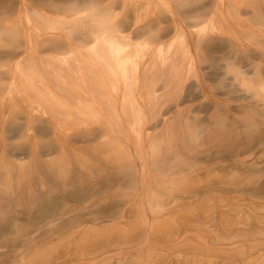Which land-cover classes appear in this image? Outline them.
Here are the masks:
<instances>
[{"label":"rangeland","instance_id":"1","mask_svg":"<svg viewBox=\"0 0 264 264\" xmlns=\"http://www.w3.org/2000/svg\"><path fill=\"white\" fill-rule=\"evenodd\" d=\"M212 1L215 0H0V52L11 49L15 53L9 57L0 56V105L9 100L10 108L22 114L19 116L23 121L31 112L40 113L42 121H37L36 135L31 138L39 147L53 138V108L59 105L55 96L63 98L64 102L70 100L57 86L61 81H69L71 57L79 49L95 46L97 40L113 45L122 54L120 62L125 64L121 71L118 70L114 90L107 91L110 100L100 99L95 104L83 106L79 112L84 119L81 122L100 120L121 125V129H108L98 142L110 135L133 150L129 145H134L135 134L140 131L138 117L133 116L147 97L141 86L146 84L153 88L148 95H155L154 100L167 96L169 102L172 98L169 92L176 83L175 71H172L173 77L165 75L166 70L161 76V68L157 69L159 72L150 70L145 76L140 66L161 50L166 54L172 49L183 51L189 47L196 58L197 41L192 39V34L197 33L207 37L201 43L205 58L192 68L186 83L188 88L184 89L187 97L179 104L190 109L179 117L176 106H171L153 126L152 133L160 136L158 133L169 128H187L193 135V129L198 132L225 120L233 122L251 112H257L262 118L252 125L257 131L253 137L243 136L238 141L233 138L216 147L217 151H211L210 155L208 152L202 154L201 160L198 156L192 158L203 165L201 170L193 172L194 176L199 173L198 177L204 179L207 173H215L218 177L212 191L200 184L201 188L189 193L190 196L178 197L174 193L178 190L164 189L165 184L158 182V187L153 189L155 196L135 205L137 209L133 211L120 200L123 195L111 194L115 190L112 186L128 190L130 193L124 195L130 197L135 191L144 197L147 189L141 192L132 182L118 181L115 173L106 177L107 181L90 182L89 189L64 188L59 174L67 172L74 155L79 161L94 159L95 155L84 148L93 142L79 139L76 144H70L72 149L64 156L55 143L46 149L38 148L41 150L37 161L26 165L25 170L34 168L31 173L35 175L37 191L46 185V192L41 196L43 206L22 214L15 211L18 216L14 206L11 211L4 208L0 212V264H264V246H259L264 242V74L259 75L255 70V63L261 62L263 53L257 46L264 47V0H222L226 6L230 4L223 13L196 9L200 5L208 7ZM86 32L89 33L87 37L83 35ZM92 35L98 38L93 39ZM236 38L251 42L250 52L256 57L254 65L234 62ZM187 60H191L190 57ZM190 66L189 61L184 62L185 74H189ZM218 66L220 71L228 70L226 79L222 76L225 87L210 98L197 82L203 76L202 71L206 72V82L219 83L220 80L212 75ZM36 75L35 86L40 91L37 97L26 91L32 85L31 77ZM41 83L43 85L37 86ZM130 85L127 103L132 108L127 107V115H124L123 96L119 93ZM15 96L19 100L13 104ZM217 98L224 103L215 105ZM54 114L60 118L57 123L65 126L57 127L59 133L76 127L77 120L80 123L76 118L78 114L61 115L57 111ZM216 114L219 115L216 117ZM121 116L123 122L119 124L116 118ZM21 133L17 127L5 123L1 114L0 185L16 179L17 173L13 175L10 168L12 161H31L28 149L17 153L4 146L5 140L10 143L27 141ZM145 145L148 151L150 145L146 140ZM180 158L186 159L185 156ZM59 168L63 170L60 169L61 173L57 172ZM157 173L152 172L161 179L163 175ZM108 178L116 181L111 179V183ZM47 189L52 190L51 193ZM67 209L72 210L64 213ZM77 213L79 218H76ZM71 216L75 218L68 219ZM66 221L70 223L67 225ZM23 226L28 229L27 233L18 236L16 231ZM253 246L259 247L243 258L242 253Z\"/></svg>","mask_w":264,"mask_h":264},{"label":"bare ground","instance_id":"2","mask_svg":"<svg viewBox=\"0 0 264 264\" xmlns=\"http://www.w3.org/2000/svg\"><path fill=\"white\" fill-rule=\"evenodd\" d=\"M229 7H230V4L226 6L225 1L215 0V1H212L208 7H205L204 5H200L196 9L198 11L204 10L205 13H207V9L209 12L219 11V13H223L226 10H228ZM86 33H83V35H85L86 37L89 36V33L87 34ZM94 35H97V34L95 33ZM47 36L48 34H46V37ZM92 38L96 39L98 38V36H93ZM192 39L193 40L196 39L197 41L196 58H194L189 52V49H188L189 47L184 48L183 51H178L177 49H172L171 47L172 49L171 51H168L166 54H163L161 52L162 50L158 51V53L156 54V56H154V58H149L148 59L149 61L145 60L142 66H140L141 68L143 67L142 74H144L145 76L150 70L151 71L153 70L154 72L157 69L159 70V68H161L160 69L161 70L160 72L162 73L161 76L164 75L163 73L165 72V70L168 71V73L165 72L167 73L165 75H168V76L172 75V73L175 71V74L173 73V75H176V78L178 79L176 81V78H175L174 81L176 83L178 82L177 83L178 86L176 85V83H174L176 86L173 84L171 92H169V94L172 96L169 102L167 101V96L165 98H159V99L154 100L155 95H151V96L148 95L149 92L153 88L149 87V85H146V84L141 86L142 91L147 92V95H145L147 97H146V100L145 99L143 100V103H144L143 106L139 107L137 114H134L133 116L135 117L137 115L138 122H139L138 125L140 128V131L138 132V134H135L136 140H135L134 145L133 146L129 145L133 148V150H131L128 146H125V147L122 146L120 143V140H118L116 137H110V135L106 139H101L98 142L99 138L101 137L103 133L104 134L108 133V129L110 128L116 129V130L121 129V125L114 126L113 122L110 120H109L110 122H104V121L102 122L100 120L81 122L84 119L82 118L79 112L81 111L83 106L89 105V104H95L99 102L100 99L103 100L106 97H107L106 101L110 100V97L107 96V91L114 90L115 85L117 84L114 82L117 79L116 75L119 71H121V69L125 67V64L120 62V57L122 55L121 52L116 51L115 47L113 45H109L108 42L102 43L101 40H97L95 46H92L88 50L79 49L76 55L71 57V63H72L70 64L71 69L70 68L68 69L69 70V76H68L69 81H63V82L61 81L62 84H59V86H57V88L60 91L67 93L69 95L68 98L70 97L69 98L70 100L69 102H64L63 98L58 97V95L55 96V100L59 101V105L58 107L53 108V110H55L53 112L54 123L52 125L50 123L52 130H53V138H50L42 146L39 147L37 145V141H34L31 139L33 136L36 135L37 121L38 122L42 121L40 120L41 118L39 117L40 113L38 112L39 113L38 115L36 111L31 112L27 117L25 116V120L23 121V117L19 116L22 114L16 113L15 109L10 108L11 102L9 100L7 101V103L3 101V103L0 105V116L2 114V117L3 118L5 117V123H8L9 125H11V127L13 126L17 127L20 131H22L21 135L27 138V141L25 142L10 143V142H6L5 140L4 146L11 149V151L16 150L17 153H24L25 150L28 149V156L30 158L29 160L31 161L27 163L21 162V161H12V165H11L12 167L10 168L14 172V173L12 172L13 175L17 173L16 179L15 181L10 179V181H8L9 183L6 182L5 184L0 185V212L4 208L5 210L7 208V210L11 211V207L13 206L15 207L14 212L16 211L18 214L25 213L27 212V210L28 212L29 211L31 212L35 210L37 211V209L42 208L43 200L41 196L46 192V189H45L46 185L45 187L42 186L40 191H37V184L35 182L36 178L34 177L35 175L31 173V171L33 172L34 168L33 169L31 168L32 170H25V166L32 164L34 161H37L38 151L41 150V149L38 150V148L46 149V147H52L53 144L55 143L59 145L62 156H64L65 154H67L66 152L71 148L70 144H76V141L79 139L85 142H93L90 145L85 146L84 148L85 149L87 148L89 151H91L95 155V158L89 162L79 161L78 156L74 155L73 158H71L70 160L69 167L66 170L67 172L64 173V171L61 168H59L57 172L61 173L63 171L61 174H63L64 176L59 174V177L62 181V184L64 185V188L65 187H68V189L74 188L75 191L78 189L80 190H84L87 188L89 189L90 182L92 181H96V183L103 182L104 179L106 180V177H111V174L115 173L118 181L126 180V182L127 181L132 182V185H134V187L136 186L137 189H140L141 192H144L147 189V194H145L146 196L144 197L138 191H135V195L133 197H130V195H124V193L126 194L130 193L128 190H126L127 191L126 192V191L121 190V187H118V188L113 187L117 185L112 186V189L114 188L115 190L111 194L123 195V197L120 200L124 201V206L129 208L131 211H133L134 208H136L135 205L143 204L145 200H147L149 197L155 196L153 189L154 187H158L157 185L158 182L165 184L164 189L169 190V187H170L172 188L171 191L178 190L174 192L175 194H177V196L178 195L182 196L184 194L189 195V193L195 192L196 190L201 188L200 184H204L203 186L207 187L206 189H211L210 191H212L214 189L212 185L215 182L216 178L218 177L216 176L215 173H211V174L207 173L208 177L206 176V178L204 177V179L198 177L199 173H197V175L194 176L193 172H198L199 170H201L203 168L202 167L203 165H200L199 163L194 162L197 160L192 161V158L198 156L201 160L202 154L207 153V152L209 154L211 151L215 150L216 147L221 145L223 142L227 141L228 143V140H234L233 138L235 139L238 138L236 139V141H238L243 136L249 137V136H252V134L255 135L257 131H255V128L252 127V125H254L257 121H260L262 118L260 114L259 115L256 114L257 112H251L249 114L243 115L242 117H237L235 121L233 122L225 120L218 126L206 127V128L201 129L198 132L196 129H193V132H194L193 135L187 132L188 130L187 128L183 130H176L174 128H171V129L169 128L165 132L158 133L160 136H157L156 134L152 133L153 132L152 129L154 128L153 126L157 125L159 118L162 117L163 114L166 113V111H168L171 106L172 107L176 106V112H177L176 115L179 117L186 114V112H188L187 110L190 109L188 107H181L179 104L182 103L183 99L186 96L185 95L186 91L184 89L185 87L188 88V86H186V83L190 79L192 68L194 69L197 61L200 62L201 60L205 58L203 56L204 53L202 51L203 48L201 47L202 46L201 43L205 39L207 40V37H205V35L203 36L202 34L197 33L196 35L192 34ZM234 45L236 49V52H235L236 60L234 61L235 63L237 62L238 64L239 62L242 65L244 64L247 66L248 64L250 65V64L255 63L254 60L256 57H253L250 52V48L252 44L251 42H249V40L243 41V40H240L239 38L237 40L236 38ZM257 47H260L261 51L259 52L263 51V53L262 55H260L262 56L261 62L255 63V70L257 74L263 75L264 74V47L263 46H257ZM9 51H11V49L1 51L0 56L9 57L15 54L14 51H11V52ZM187 57H190L191 60H187ZM142 61L143 59H141L140 62ZM185 61H189L192 65V67L191 66L189 67L190 69L189 74H185L184 72V62ZM137 66L135 65V67ZM199 68L201 69L200 66ZM219 68L220 66L217 67L215 74H212L210 72L214 77H217L220 80V82L216 84H210L206 82L205 81V78L207 77L206 72L205 74L202 71L200 72L203 74V76L200 79V81L198 80L197 84H198V87L201 89V91L207 97L213 98V96L216 95V92L217 91L219 92V89H223L225 87V84H223L224 82L223 80L224 78L226 79L225 74L228 73V70L220 71ZM210 73L208 72V75ZM31 80H32L31 81L32 85L27 87L26 91L37 97L39 96L38 93H40V91H38L37 87L35 86L37 82V75L31 77ZM105 80L108 84L110 82V84L107 85ZM39 85H43V83L38 84L37 86ZM108 86H112V87L108 88ZM136 88H139V86L137 85ZM131 89H132V85L125 88L123 92L120 91L119 93L120 95L122 93V96H123V101L121 104H122V112L124 113V115H127L126 113L127 107L132 108V107H129V103H127V101H129L130 99ZM225 92L226 90L224 91V93ZM262 92H264V89H262ZM119 94H117V96H119ZM18 100H19L18 96H15L12 103L14 104ZM159 100L166 101V103H162ZM220 102L222 101L217 98L215 105L216 103L219 104ZM222 103L221 105H223ZM67 104L69 106H67ZM114 106L115 108L117 107L116 105ZM56 111L61 115H67L69 113L74 116L79 113L76 116V118L80 120V123H78L79 121L77 120L76 127H72L71 130L64 129L62 133H59L57 132V127L64 128L65 126L60 125L61 124L60 122L59 124L57 123V121L60 118L57 117V114H54ZM218 115L216 114L215 116L217 117ZM211 117L214 118L213 116ZM128 118L130 119L131 116L129 115ZM116 121L117 123L122 124L123 122L122 116L117 117ZM145 140L150 145L148 148V151L145 150L144 148ZM145 151H147L148 153H145ZM104 153H106V155ZM181 156H185L186 159L182 160L180 158ZM76 165H78L79 169L80 168L81 169L79 170L77 168L78 169L77 170ZM189 169H191L190 172H188ZM98 170H100L101 172L103 171L104 173L99 172L100 173L99 174ZM152 172H158L157 174H161L163 176L161 177V179L159 177L157 178L155 177V175L152 174ZM109 179L110 178H108V180ZM111 179H110V182L112 183V181L115 179H112V181ZM196 181H198V183H196ZM47 190L50 191L49 189ZM157 190L160 191L159 188H157ZM73 193L75 194V192ZM162 193H165V192H162ZM52 202L50 204H52ZM69 210H72V209H67L64 213H67ZM79 212H80V215L82 216L83 212L82 213L81 211ZM78 215L79 214L77 213V216ZM79 217L80 216L76 218H79ZM72 218L73 217L71 216V218H68V219L72 220ZM81 218L85 219L83 218V216ZM65 223L67 224L70 222L66 221ZM72 224L74 225V223H71V225ZM23 227L22 229L18 227L16 231L18 236L23 235V233H27L26 231L28 229H25V226ZM49 228H52V227H49ZM52 229H55V228H52ZM261 244L259 246H264V242H262ZM259 246L257 247L253 246L247 249V252L242 253L243 258H247L248 256L246 257L245 254H248V255L252 254L254 249L258 248Z\"/></svg>","mask_w":264,"mask_h":264}]
</instances>
